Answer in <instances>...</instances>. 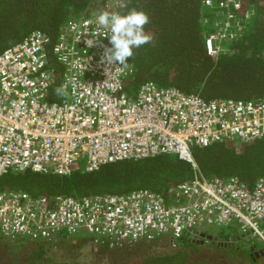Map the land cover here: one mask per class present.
Wrapping results in <instances>:
<instances>
[{
  "label": "built area",
  "instance_id": "1",
  "mask_svg": "<svg viewBox=\"0 0 264 264\" xmlns=\"http://www.w3.org/2000/svg\"><path fill=\"white\" fill-rule=\"evenodd\" d=\"M119 5L108 2L67 21L53 41L35 29L0 52V176L70 175L174 154L192 165L193 177L171 184L165 194L145 187L78 197L0 190V235L51 241L61 232L85 233L107 248L167 236L177 245L194 230L236 222L264 245V177L252 185L237 176L206 177L193 157L197 147L264 137V98L205 99L151 81L128 97L123 87L132 67L100 64L111 45L95 22L101 11L121 14ZM202 6L214 16L206 48L216 55L223 39L245 28L251 10L240 0H202ZM56 65L67 95L50 100Z\"/></svg>",
  "mask_w": 264,
  "mask_h": 264
},
{
  "label": "trees",
  "instance_id": "2",
  "mask_svg": "<svg viewBox=\"0 0 264 264\" xmlns=\"http://www.w3.org/2000/svg\"><path fill=\"white\" fill-rule=\"evenodd\" d=\"M113 1L120 4L122 15L133 8L145 11L150 18L145 32L153 36L151 43L134 49L128 61L132 73L125 78L123 87L128 97H134L141 84L151 81L157 86H173L205 99L264 98V0H240L244 9L251 10V15L235 37L220 42L216 55L207 53L209 29L205 23L211 22L214 16L202 6V0H0V52L35 29L53 41L67 21L98 12ZM60 70L56 65L48 93L50 100L65 96L55 92L60 87ZM193 157L206 177L232 175L249 185L264 177V140L242 143L231 140L197 147ZM194 172L189 162L174 154H161L107 163L91 172L76 169L70 175L10 171L0 176V190L78 197L127 193L145 187L165 194L171 184L190 179ZM233 230H207L217 242L205 238H201L202 243L195 242V235L183 236L173 249L159 253L136 245L101 251L110 260H113L110 255L117 257V263L111 264H235L232 257L236 255L247 257L253 263L245 246L240 253L232 246L219 245L224 240L222 237L234 236ZM59 235L67 236L64 232ZM26 242L27 247L20 250L13 240L0 235V264H106L99 259L92 262L74 258L56 260L50 255L53 245L49 241L27 239Z\"/></svg>",
  "mask_w": 264,
  "mask_h": 264
},
{
  "label": "rangeland",
  "instance_id": "3",
  "mask_svg": "<svg viewBox=\"0 0 264 264\" xmlns=\"http://www.w3.org/2000/svg\"><path fill=\"white\" fill-rule=\"evenodd\" d=\"M207 9V8H206ZM205 26L207 27V29H209V32L212 31V26H211V22H206ZM211 30V31H210ZM236 140V139H234ZM255 140H264V137L262 138H256ZM231 141V140H229ZM239 141V140H236ZM253 141V140H252ZM242 143V141H239ZM249 142V141H248ZM251 142V141H250ZM85 162L84 158H80L79 160V164L80 166H83V163ZM232 176V175H231ZM234 229L232 231V233H236V237L240 236L241 234L245 233L243 232L239 225L236 222H232L229 225L226 226H206V227H202L200 228V231L204 232L206 235H210L209 233H206V231L208 230H212V229ZM200 237V236H199ZM196 237V238H199ZM235 237V238H236ZM206 239V237H203ZM212 238V237H211ZM223 239H226L224 237H222ZM27 239H17V240H13L15 246L18 247V249L20 248V250H24L27 247ZM50 244H52V250H51V256L53 255V259L56 260H63V259H78L81 262H92V261H96L97 259L101 260L102 263H117V257H113L112 255H110V258H112L113 260H110L109 257H107L106 255H104L102 253L101 250H115L117 251V249L119 248H127V247H131V246H137V248H145L148 249L152 252H165L168 250H171L175 247V245L171 244V241L169 240V238L167 236L161 237V238H156L153 240H138V242H126L122 245H119L115 248H99L98 246H95L94 244H92V242L89 239V236L86 234H75V235H57L55 238H53L51 241H49ZM239 245V249L238 252L241 253V251H243V246L246 245H255L257 248L262 249L264 247L263 243L256 237L249 235L243 239L240 240V242L237 243ZM211 250V249H209ZM208 250V251H209ZM212 251V250H211ZM213 252V251H212ZM244 254H246L245 252H243ZM233 261L235 264H250L248 261V258H242V257H232ZM257 264H264V257L261 258Z\"/></svg>",
  "mask_w": 264,
  "mask_h": 264
},
{
  "label": "clouds",
  "instance_id": "4",
  "mask_svg": "<svg viewBox=\"0 0 264 264\" xmlns=\"http://www.w3.org/2000/svg\"><path fill=\"white\" fill-rule=\"evenodd\" d=\"M96 24L102 30V36L109 40L110 47L105 46L100 56L102 65L128 66V61L138 49L151 43L153 36L145 32V25L150 22L148 14L142 9L133 8L126 14L101 11L96 17ZM100 37V33L92 34ZM89 47L94 45L93 39L86 41ZM107 70V69H106ZM58 95H67V86L55 89Z\"/></svg>",
  "mask_w": 264,
  "mask_h": 264
},
{
  "label": "flooded vegetation",
  "instance_id": "5",
  "mask_svg": "<svg viewBox=\"0 0 264 264\" xmlns=\"http://www.w3.org/2000/svg\"><path fill=\"white\" fill-rule=\"evenodd\" d=\"M232 233V232H231ZM200 235H195V237H194V235H192V236H190V237H194L195 238V242L198 240H201V238H203V237H199ZM196 237H199L198 239H196ZM225 238H227V237H225ZM241 239H243V238H241ZM240 239V240H241ZM240 240H236L235 239V237L233 238V237H231V239H228V240H223L222 242H221V244H219V245H223V246H226V245H228V246H232V248L234 249V250H236V252H238V250H240L239 249V245L237 244L238 242H240ZM211 241L212 242H217L218 240H217V238L216 239H211ZM201 243H202V240L200 241ZM251 248H253V249H251ZM245 249L246 250H248V255H249V257H251L252 259V261H254L253 263H258V261L261 259V258H263L264 257V253L263 252H261V250L262 249H260V248H257L255 245H246L245 246ZM253 263H250V264H253Z\"/></svg>",
  "mask_w": 264,
  "mask_h": 264
},
{
  "label": "water",
  "instance_id": "6",
  "mask_svg": "<svg viewBox=\"0 0 264 264\" xmlns=\"http://www.w3.org/2000/svg\"><path fill=\"white\" fill-rule=\"evenodd\" d=\"M193 234L200 235V237H206V239H211V237H212L211 235H206L204 232L199 231V230H194ZM249 235H250V232L247 231V232L241 234L240 236H237L235 239L236 240H240L241 238H245V237H247ZM225 240H228V238H226ZM202 242H203V240H202ZM251 249H253V248H251ZM261 252L264 253V248H262Z\"/></svg>",
  "mask_w": 264,
  "mask_h": 264
},
{
  "label": "crops",
  "instance_id": "7",
  "mask_svg": "<svg viewBox=\"0 0 264 264\" xmlns=\"http://www.w3.org/2000/svg\"><path fill=\"white\" fill-rule=\"evenodd\" d=\"M82 234H85V233H82ZM86 235H88V234H86ZM251 235V234H250ZM89 236V238H90V235H88ZM231 237H236V233L234 234V236H231ZM231 237H227L228 239H231ZM264 248V247H263Z\"/></svg>",
  "mask_w": 264,
  "mask_h": 264
}]
</instances>
